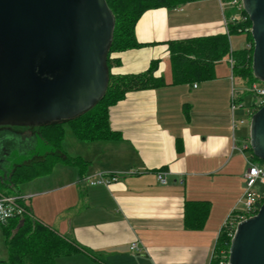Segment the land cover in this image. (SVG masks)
Returning <instances> with one entry per match:
<instances>
[{
  "label": "crops",
  "instance_id": "crops-1",
  "mask_svg": "<svg viewBox=\"0 0 264 264\" xmlns=\"http://www.w3.org/2000/svg\"><path fill=\"white\" fill-rule=\"evenodd\" d=\"M226 32L219 0L154 8L139 19L136 36L143 46L117 53L121 64L112 70L138 74L157 61L156 75L164 76L167 85L130 91L110 107V126L119 138L88 141L75 136L69 150L61 149L60 154L81 157L86 165L60 162L32 179L26 192L19 190L28 196L25 204L33 219L78 247L56 264H213L222 225L244 191L248 168L243 170L242 164L247 160L233 152L239 151L233 144L237 140L241 145L249 136L243 113L251 114L253 100H246L250 92L242 90L231 55L216 64L213 79L170 84L169 42ZM246 44L239 40L233 47L231 42V48ZM232 92L239 103L234 111ZM233 118L245 120L249 130L247 123L234 129ZM238 128L243 137L236 135ZM29 152L26 161L31 163L44 151ZM16 156L8 173L1 172L4 177L21 163ZM100 173L118 179L107 185L86 180ZM192 201L209 204L199 229L186 225ZM4 242L8 255L1 264L9 258L5 236ZM134 242L138 250L132 248Z\"/></svg>",
  "mask_w": 264,
  "mask_h": 264
},
{
  "label": "water",
  "instance_id": "water-1",
  "mask_svg": "<svg viewBox=\"0 0 264 264\" xmlns=\"http://www.w3.org/2000/svg\"><path fill=\"white\" fill-rule=\"evenodd\" d=\"M243 6L252 21L253 73L264 81V0ZM115 27L107 0H0V126L55 123L95 105L108 86ZM249 137L264 161V105ZM7 139L0 137V155ZM229 264H264V202L238 223Z\"/></svg>",
  "mask_w": 264,
  "mask_h": 264
},
{
  "label": "trees",
  "instance_id": "trees-1",
  "mask_svg": "<svg viewBox=\"0 0 264 264\" xmlns=\"http://www.w3.org/2000/svg\"><path fill=\"white\" fill-rule=\"evenodd\" d=\"M193 0H107L116 19L114 39L107 58L109 70L108 86L101 99L86 111L67 120L35 126L38 138L53 150L44 151L42 157L31 163H16L9 174H0V194L19 195V185L38 176L48 174L60 162L84 166L86 161L81 157L60 154L62 140L65 136L66 124L72 128L74 135L81 140H111L120 137L110 126V107L124 99L130 91L158 88L166 86L164 76L156 75L158 62L152 61L149 68L138 74L114 73L113 68L121 64L117 53L143 46L136 36V25L142 15L154 8H177ZM244 12L247 13L244 9ZM235 13L231 10L229 18ZM229 30L223 34L172 40L170 47V66L172 80L170 84H184L206 81L215 77V66L226 56H232L235 64L233 72L248 83L258 78L253 73L254 40L252 37V21L242 23L230 22ZM241 28H248L247 34L251 47L231 48L230 37L244 33ZM243 100V98H242ZM252 114L260 107L257 97L252 101ZM3 126H0L2 130ZM179 141V140H178ZM252 160L258 158L250 148ZM264 200L262 201V203ZM262 205V204H261ZM29 210V208H28ZM209 213V204L203 201H192L187 204L186 225L190 228H202ZM3 233L9 250V258L2 264H56L57 258L69 256L79 251L78 247L48 226L33 219L29 210L24 216H16L3 225ZM232 235L222 230L215 245L213 264H219L221 253L230 252Z\"/></svg>",
  "mask_w": 264,
  "mask_h": 264
},
{
  "label": "built area",
  "instance_id": "built-area-1",
  "mask_svg": "<svg viewBox=\"0 0 264 264\" xmlns=\"http://www.w3.org/2000/svg\"><path fill=\"white\" fill-rule=\"evenodd\" d=\"M219 2L223 12L227 8L235 11L231 18L224 15V24L227 32L229 30L228 27L230 22L240 21L245 23L250 18L249 14L244 12L243 0H219ZM239 31L245 33L248 31V28H241ZM246 46L250 48L251 44L247 43ZM230 63L232 67L235 64L232 56L230 58ZM250 90L257 97V106L262 107L264 105V87H259L257 83L253 82V84L250 86ZM238 106L239 103L237 101V97L235 93L232 92V111H234ZM238 124H246V121L241 120L238 122L235 118H233L234 129L238 127ZM250 148L251 143L249 136L242 140L241 145H238L237 140L234 141L233 149L239 150V152L245 156L249 166L245 174L243 194L240 197L236 207H234V209H232V211L229 213L221 228V231L227 230L232 235V237L234 236L238 223L243 219L255 215L259 211L262 201L264 200V190L259 191L257 189L260 183L264 184V165L255 163L252 160V156L249 151ZM248 152L250 153L249 156L247 154ZM117 179V175H105L103 173L98 174L97 177L86 178L89 184L92 185H107L113 181H116ZM162 181L166 182L165 179H162ZM27 198L28 196H22L20 194H0V223L4 225L16 216H24L25 214H28L29 210L25 204ZM240 206L241 209H239ZM132 248L138 250V242L132 243ZM229 254L230 252L228 253L223 251L221 253L219 264H229ZM214 256L215 253L213 254V257Z\"/></svg>",
  "mask_w": 264,
  "mask_h": 264
},
{
  "label": "rangeland",
  "instance_id": "rangeland-1",
  "mask_svg": "<svg viewBox=\"0 0 264 264\" xmlns=\"http://www.w3.org/2000/svg\"><path fill=\"white\" fill-rule=\"evenodd\" d=\"M223 16H229V14L231 13L230 9H225V11L223 12ZM231 42L233 47H237V42L240 40L242 41V45L246 44L248 41V37L246 33H240V34H233L231 35ZM239 81V80H238ZM255 83H257V85L259 87H264V81L261 80H255ZM253 83H248L245 82V80H242V90H245L247 93L250 92L248 94V97L246 98L247 101H252L255 99V94L251 93L250 90V86ZM253 114L248 113L247 111L245 113H243L244 119L248 121V123L250 124L251 118H252ZM247 123V122H246ZM248 123L246 125V131L249 130L248 127ZM243 127L242 124H238V127ZM65 128V136L62 140V148H67V150H69V145L72 144V141H76L77 139L75 138V135L73 134L72 128L69 124H66L64 126ZM2 132H0V137H7L8 139L5 141L6 145L8 148V151H2L1 155H0V174L2 176H4V174L8 173L9 167L11 165V157L14 153H16L18 156H16V160H19V162H26L28 163L29 161H26V159H28L31 154L29 151H50L53 150L50 146L44 144L41 140L38 142V138H37V131L35 129V126L29 125V126H3L2 127ZM1 131V130H0ZM23 134V135H21ZM243 131H240L239 128L236 132V135L239 137L242 135L243 137ZM249 135V134H247ZM21 136V137H20ZM15 137V138H13ZM11 138V142H9ZM10 143V144H9ZM74 143V142H73ZM5 146V144H4ZM32 149V150H31ZM34 149V150H33ZM235 153H239L240 155L243 156V154H241L239 151H233ZM248 156L250 155V153H247ZM31 158V157H30ZM244 158V156H243ZM32 160V159H31ZM258 164L264 165V161H259L257 160ZM249 166V163L247 161H244V163L242 164V169L245 170L247 169ZM1 172H3L4 174H2ZM31 181V180H30ZM30 181L27 182H23L22 184L19 185V190L21 192H26L27 188L26 186L29 185L28 183H30ZM257 189L259 191H263L264 190V184H259ZM5 192H2L1 194H4ZM8 255V251L4 242V236H3V224L0 223V260H4L7 258ZM1 264V262H0Z\"/></svg>",
  "mask_w": 264,
  "mask_h": 264
},
{
  "label": "flooded vegetation",
  "instance_id": "flooded-vegetation-1",
  "mask_svg": "<svg viewBox=\"0 0 264 264\" xmlns=\"http://www.w3.org/2000/svg\"><path fill=\"white\" fill-rule=\"evenodd\" d=\"M37 131V130H36ZM37 138H38V132H37ZM39 139V138H38ZM40 140H38V142H39Z\"/></svg>",
  "mask_w": 264,
  "mask_h": 264
}]
</instances>
